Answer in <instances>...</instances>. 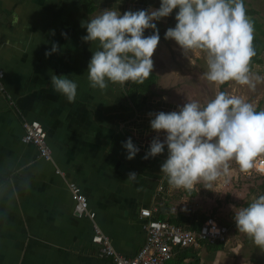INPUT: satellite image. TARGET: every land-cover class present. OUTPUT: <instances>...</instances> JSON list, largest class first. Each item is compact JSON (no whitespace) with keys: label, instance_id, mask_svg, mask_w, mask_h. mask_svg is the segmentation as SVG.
<instances>
[{"label":"crops","instance_id":"obj_1","mask_svg":"<svg viewBox=\"0 0 264 264\" xmlns=\"http://www.w3.org/2000/svg\"><path fill=\"white\" fill-rule=\"evenodd\" d=\"M96 2L0 0V264H112L96 257L94 228L118 253L133 256L145 240L140 210L149 209L154 219L166 221L181 212L174 211L176 204L182 203L189 210L186 215L197 214L196 209L205 207L193 201L207 204L210 192L241 172L232 161L228 176L208 190L203 183L198 184L192 195L171 188L161 172L168 157L166 144L162 154L145 159L152 141L163 143L166 138L165 133L150 126L155 114L179 111L191 101L186 93L155 92L152 87L161 78L155 69L152 96L138 94L136 106L125 95L130 82L123 90L111 83L104 91L90 87L88 65L98 45L83 39L87 29L82 25L96 15ZM103 2L107 9H117L120 14L140 10L150 13L161 6V0ZM177 13L178 9L173 10L165 23L157 21L159 36L175 28ZM152 34L151 28L144 32L145 37ZM54 44L58 46L56 52H52ZM170 50L169 59H161L162 68L155 67L166 76L162 78L163 87H168L179 71L175 69L177 62L172 61V56H178ZM46 52L51 55L46 57ZM52 75L66 76L78 85L74 103L55 91ZM227 84V90L233 86ZM194 101L201 106L209 102ZM23 122L42 125L51 162L39 159L33 146L21 143ZM129 139L139 149L131 160L124 147ZM133 172L136 181H128V174ZM70 184L86 198L92 219L74 215ZM213 202L215 214H206L203 209L199 214L214 220L223 230L232 225L237 247L227 241L222 249L199 248L185 258L180 251L166 264H264L263 250L245 234L237 233L235 214L227 215L226 220L220 217L219 210L227 204ZM227 235L225 229L226 239ZM238 247H242V255Z\"/></svg>","mask_w":264,"mask_h":264},{"label":"clouds","instance_id":"obj_2","mask_svg":"<svg viewBox=\"0 0 264 264\" xmlns=\"http://www.w3.org/2000/svg\"><path fill=\"white\" fill-rule=\"evenodd\" d=\"M175 9L177 23L166 31L165 39L174 40L184 54L203 53L209 83L219 86L234 81L254 89L250 68L256 55L254 24L243 0H161L158 10L127 11L123 15L114 8L103 10L82 25L87 29L83 39L98 45L88 65L90 87L104 91L109 83L143 84L152 73V57L160 40L153 21L168 17ZM150 28L153 34L145 37V30ZM57 48L54 44L52 52ZM50 82L69 103L75 102L78 85L73 80L52 75ZM150 126L165 133L166 138L163 143L154 139L145 159L162 154L167 145L168 157L161 172L173 189L192 192L200 183L211 189L214 182L229 175L230 162L235 161L240 171L247 173L254 160L264 155V110L257 111L251 103L224 91L205 106L192 101L179 111L155 114ZM124 147L129 160L139 151L131 139ZM136 179V173L128 174V181ZM234 219L238 231L264 250V195L239 208ZM225 239L224 229V240L218 243L225 244Z\"/></svg>","mask_w":264,"mask_h":264},{"label":"rangeland","instance_id":"obj_3","mask_svg":"<svg viewBox=\"0 0 264 264\" xmlns=\"http://www.w3.org/2000/svg\"><path fill=\"white\" fill-rule=\"evenodd\" d=\"M243 2L245 9H251L254 11V14L249 15L248 17L251 19L252 22H254L256 25L259 26L260 31L254 28L253 34L256 35L260 34L259 37L261 38L264 44V0H243ZM96 3L97 6L94 8L95 10L103 11L107 9V6L103 4L105 3L103 2V0H97ZM98 11L97 12L95 11L96 15H99L101 13ZM158 21L159 23L160 22L165 23L166 19L161 18ZM153 23H155L157 26V21H153ZM164 34L160 36L159 44L152 57L154 62L153 69H155V71L159 73V77L161 76V78H159L158 83L156 82V86L152 87V89L155 90V92L164 90V92L167 93H186V98H189L190 99L189 101L192 102L196 99L197 101H200L201 104L202 103L205 104L207 100L210 101L214 99L215 95L224 88V91L227 92L229 95L240 97L244 99L246 102L251 103L255 108L259 106L261 110H264V53L260 56L261 63L259 64L251 63L250 65L251 75L253 82L255 83V88L252 89L248 85H239L234 81L232 82L230 81L231 83L229 82L228 83L233 84V86L227 90L225 88L226 84L218 86L215 84H211L207 81L204 75L207 72V64L205 65V55L203 53L194 51L184 54L183 50L182 49L180 50L178 48L179 46L176 44V42L174 40L165 39ZM170 49H173V53H176L174 55L178 56L177 58L172 56V61L174 60L177 62L175 69L179 71L176 72L178 73V75L174 73L175 78L171 80L170 83H168L169 86L166 87L164 85L163 87L162 78L166 76L163 72H159L160 70H157L156 68L158 66L159 69L162 68L161 59L163 58L169 59V55L171 54ZM174 58L177 60H175ZM183 81L186 82L183 83ZM120 89L123 90L124 87L120 86ZM126 90L127 88H125V92ZM183 97L184 96L182 95L180 98ZM145 138L148 139L149 141L148 136H146ZM260 183H261L260 177L254 176L250 171L247 173L240 172L239 174H235L232 179L228 178L225 183L222 182L220 186L215 188L213 193L210 192L209 194L210 200H208L207 204H205V202L200 204L201 202L200 200H198L197 202L193 201V203L194 205H199V206L202 205V207H205L204 209L202 208L203 212H207L206 214H210L213 212L212 207H214V203H215L213 202L214 200L216 201L219 200V202H224V204L227 205H225L222 210H219V213H220V217L224 216L223 218L226 220L227 215H230L231 217L233 213L235 214L238 207L241 208L246 201L252 200L254 198L253 193L257 194V192H259L258 187ZM200 191L202 192L203 188H201ZM183 205L185 204L182 203L176 204L177 208L174 212L176 213L178 209H181V212L187 214L189 210L188 208H184ZM202 209H196L195 211L201 210L202 212ZM198 211L197 213H199ZM212 214L215 213L213 212ZM232 227H233L232 225H227L225 228L227 229V232L229 234L227 235L229 236L228 237L229 240L225 239V242L228 241L229 245H233V247L236 248L238 244H235V241L232 239V232H233L231 231ZM241 236L243 237V235ZM238 248H239L238 249L239 254L242 255L243 254L242 247H238Z\"/></svg>","mask_w":264,"mask_h":264},{"label":"built area","instance_id":"obj_4","mask_svg":"<svg viewBox=\"0 0 264 264\" xmlns=\"http://www.w3.org/2000/svg\"><path fill=\"white\" fill-rule=\"evenodd\" d=\"M0 90H2V73L0 72ZM21 143L31 145L37 151L39 159L51 162V151L45 142V131L37 122L22 123ZM250 172L255 176L264 177V155L257 157ZM56 174H60L56 171ZM69 190L73 201V212L77 218L92 219L86 198L80 189L70 184ZM143 219L142 229L145 240L143 245L135 251L133 256L118 253L110 240L97 228L93 230L92 243L95 246L97 258L110 261L112 264H166L170 262L180 250L194 248L201 245L214 244L224 240V230L214 222H205L198 231L183 229L169 224L167 221L154 219L149 209L140 210Z\"/></svg>","mask_w":264,"mask_h":264},{"label":"trees","instance_id":"obj_5","mask_svg":"<svg viewBox=\"0 0 264 264\" xmlns=\"http://www.w3.org/2000/svg\"><path fill=\"white\" fill-rule=\"evenodd\" d=\"M246 10V14L247 16L254 14V11L251 9H245ZM254 28L258 31H260L259 26L256 25L254 22ZM259 35L253 34V47L255 50L256 55L253 57L252 62L253 64H259L261 63V59L260 56L264 53V44L261 40V38L259 37ZM156 77L154 74L151 73L150 77L145 80V82L143 84H135V83H129L127 90L125 92V95L127 96V99L133 104L135 105L136 103V96L138 94H143V95H148V96H152V93L150 91L151 86L155 83ZM227 84V83H226ZM136 106V105H135ZM257 111H260V107L257 106L256 107ZM260 181L261 183L259 184V192H257V194L253 193V196L255 198H258L260 195H264V177H260ZM188 192V191H187ZM193 192V191H192ZM190 192V194H194ZM252 199V200H253ZM252 200H249L248 202H246L244 204L245 207H247ZM198 218V219H197ZM209 219L205 216L200 215L199 213H193L190 216L184 214L183 212H179L175 215H171L169 216V218L166 220L169 224L175 225V226H179L183 229L186 230H191V231H198L200 229V227ZM248 238V237H247ZM255 246V244H254ZM201 248L206 249L207 251H211V250H219L223 248V244H219V243H214V244H206V245H201ZM214 247V248H213ZM257 247V246H255ZM254 247V248H255ZM195 250L198 249H194V248H187L184 250H180L183 251V258L187 257V254L189 252H193ZM178 251V252H180ZM186 255V256H185ZM263 257H264V250H263ZM182 258V259H183ZM172 261V260H171Z\"/></svg>","mask_w":264,"mask_h":264},{"label":"bare ground","instance_id":"obj_6","mask_svg":"<svg viewBox=\"0 0 264 264\" xmlns=\"http://www.w3.org/2000/svg\"><path fill=\"white\" fill-rule=\"evenodd\" d=\"M257 190V189H256ZM247 199V198H246ZM196 213V212H195ZM211 216V215H210ZM162 217V216H161ZM198 219V218H197ZM214 248V247H213ZM257 248V247H256ZM258 249V248H257ZM263 253V252H262ZM180 255V254H179ZM186 256V255H185ZM179 263V262H178Z\"/></svg>","mask_w":264,"mask_h":264}]
</instances>
